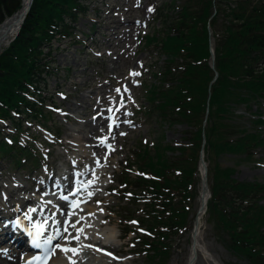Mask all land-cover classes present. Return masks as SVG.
<instances>
[{"label":"trees","instance_id":"16d2710c","mask_svg":"<svg viewBox=\"0 0 264 264\" xmlns=\"http://www.w3.org/2000/svg\"><path fill=\"white\" fill-rule=\"evenodd\" d=\"M82 1L33 0L18 34L0 52V120L10 122L17 133L26 122L50 119L41 91L51 63L44 47L50 54L54 39L72 34L69 20L76 21L85 10ZM174 3L155 17L161 29L145 36L148 45L156 44L165 55L152 72L159 82L145 84V91L161 121L188 128L182 145L141 143L121 174L128 201L141 205L136 221L148 232L136 236L139 251L148 264H166L174 235L190 229L204 133L211 191L207 219L238 259L264 264V184L239 182L232 177L235 168L218 161L221 154L250 159L254 148L264 147V0H181L170 14ZM21 5L22 0H0V23ZM209 39L218 72L213 82ZM240 118L243 122L237 123ZM2 134L0 122V156L15 165L35 164L31 142L22 145L13 136L8 143Z\"/></svg>","mask_w":264,"mask_h":264},{"label":"rangeland","instance_id":"374dc122","mask_svg":"<svg viewBox=\"0 0 264 264\" xmlns=\"http://www.w3.org/2000/svg\"><path fill=\"white\" fill-rule=\"evenodd\" d=\"M172 1L83 0L85 10L76 21L72 22L68 19L73 27L72 34L60 40L54 39L51 42L50 54H47L49 48L44 47V53L47 54L45 58L50 60L51 64L50 73L47 74L46 82L41 83V88L42 93L46 95L47 106L52 110L50 119L46 122L48 126L52 124L51 129L48 127L45 129V126L42 128L37 123L24 124L29 128L27 132H33V137H36L37 152H34L36 153L34 157L42 156L43 161L39 160L36 168H31L26 162L15 165L7 156H0V204L4 201L6 208L10 210L16 204L22 213L27 212L29 202L24 204L20 196L42 198L40 194L33 192L36 186L40 182L48 185L49 177L58 176L61 169L65 173V167L70 166L73 157L81 159L88 166L90 158L94 156L89 165L92 168L97 165L98 160L99 164L101 163V156L103 162L109 161V166L106 165V168L99 165L96 171L88 174V178L93 175L100 176L99 182L107 185L108 188H94L95 195L81 205L79 215L82 216L78 217L80 220L76 224L83 223L79 227L87 228L88 223L84 222L86 218L93 225H97V229L101 232L109 227L113 229L114 238L111 236L110 240H105L107 246H103V249L99 245H91L97 250H104L108 255L110 253V264H148L142 253L134 255L129 251L134 248L128 245L133 240L134 232L124 234L125 225H128L129 230L134 229V226H131L133 221L125 220L128 213L133 216L140 215L141 210L137 208L141 205L136 202L130 203L126 198V193L118 180L121 169L127 162L135 159L133 152L138 149L140 143L146 141L149 145L154 141V144L159 142L164 145L183 144V131L187 129L183 124L161 121L159 110L154 106V102L147 100L145 93V84L159 82L154 79L152 72H156L165 59V55H162L156 44L146 43L145 35L161 29L162 25H158L155 17ZM180 2L181 0H177L178 4ZM170 11L171 14L172 9ZM117 89H120L119 93ZM99 98H102L99 102V110L94 111L95 103ZM141 105L151 113L145 115L139 112L138 108ZM109 108L116 109L121 118L118 120L120 119L122 124L112 133L111 142L115 144L116 150H112L111 145V149L106 150L110 153H107L101 146L99 152L95 145L99 142L97 141L100 137L99 132L107 131L104 116L107 115ZM261 108L264 113V102ZM96 112H99L102 118L95 119ZM235 121L242 123L243 118ZM1 125L4 130L2 136L5 137L12 128L9 122H3ZM47 130L51 131L55 138L49 132L46 133ZM162 134L164 138L161 139ZM252 152L253 157L250 159L243 158L244 155L241 154H221L218 156V161L222 166L235 168L232 177L237 181L264 184V147H256ZM95 153L98 157L94 163ZM102 168L103 174L98 175ZM17 184L29 186V189L18 190ZM12 186L15 189L10 192ZM199 186H201V178ZM260 202L264 204V198ZM192 203L188 218L194 222L201 203L200 197L197 195ZM49 205L54 209L51 204ZM66 216L63 226L68 228L70 220H67L69 215ZM192 227L193 223L189 230L174 235L171 242L173 248L166 264H188L192 245ZM75 230L74 227V235L77 232ZM86 232L87 236L92 235L91 231L86 230ZM218 233L220 231L207 219V214L199 213L198 237H196L199 246L194 264H249L244 259H238L226 248ZM72 236V231L68 230L64 237ZM70 240L74 245L75 242L71 238ZM60 241L61 238L58 243ZM18 255L21 262L25 251ZM62 255L56 252L54 264H57V259ZM79 258L85 263L103 264L102 258L96 257L87 246L84 250H80ZM19 261L15 264H20Z\"/></svg>","mask_w":264,"mask_h":264},{"label":"bare ground","instance_id":"6f19581e","mask_svg":"<svg viewBox=\"0 0 264 264\" xmlns=\"http://www.w3.org/2000/svg\"><path fill=\"white\" fill-rule=\"evenodd\" d=\"M28 3H29V0H23V5H22V7H23V9L25 10L26 9V7L28 6ZM21 21L22 20H18V19H16V21H15V23L11 26V27H6V28H3V29H0V49L2 48V47H4L5 45H7V43L11 40V38L17 33V31L19 30V28H20V25H21ZM108 96V95H107ZM107 100H108V97L106 98ZM96 109H98L99 110V107L97 106L96 107ZM116 114V113H115ZM98 117H101L102 118V116L99 114L98 116H97V118ZM102 123V122H101ZM102 125H104L103 123H102ZM99 126H100V124H99ZM95 129H96V127H95ZM98 129V128H97ZM99 130V129H98ZM99 134L101 135L100 137L102 138V137H107V144L108 145H112V150H116L115 148V144L114 143H112V142H109V140H111V135H108L107 134V132H105V133H103V132H99ZM88 136V135H87ZM92 138V137H91ZM109 142V143H108ZM101 141L98 143V144H96L95 145V147H97V149H98V151L100 152L101 150L100 149H102V147H103V151L104 152H107L106 150H109V149H111V148H108V147H105V145L104 144H102L103 146L101 147ZM93 147V146H92ZM83 152H85V151H83ZM103 152V153H104ZM102 153V152H101ZM102 153V154H103ZM107 153H110V152H107ZM95 155V159H94V163L96 162V158L98 157V154L97 153H95L94 154ZM83 156H85V155H83ZM88 156V155H87ZM94 156H92L91 158H90V163H91V160H92V158H93ZM73 160H74V162L76 163V164H84V163H86V162H84V161H82L81 159L80 160H78V159H76V158H72ZM105 159H106V157H105ZM100 161H101V163L99 164V165H102V167L103 168H106V165H108L109 166V161H107V162H103L104 161V159H103V156H101V159H100ZM90 163H88L87 165V169H86V173H85V175H87L88 176V174H91L93 171H96L97 169H98V165H96L94 168H92L91 166H89L90 165ZM101 169L99 172H98V175H101V174H103V172H104V169ZM201 169H203L202 167H201ZM94 176V180L92 181V183H91V185L89 186V188H88V190H87V192H84V191H82L81 189L80 190H78V192L72 197V198H74V199H76L78 196H80L81 194L82 195H85V194H87V198H88V196H90V194H92V192H93V190H94V188H96V189H98L99 187H104V189H107L108 188V186L107 185H103L101 182H99V176H97V175H93ZM73 183V182H72ZM66 186H67V183L65 184ZM45 185H43L41 182L36 186V188L33 190V191H36V190H39V189H41L42 187H44ZM18 190H27V189H29V186H26V185H23V184H17V187H16ZM14 187L12 186V190L10 191V192H12V191H14ZM43 189H45V188H42L41 190H43ZM99 191V190H98ZM32 192V191H31ZM38 193V192H37ZM62 193H65V191H63ZM65 194H67V195H69V193H65ZM11 195V194H10ZM62 195V194H61ZM203 196L205 197V198H207L208 197V195H207V193L204 191V193H203ZM46 197V196H45ZM22 200V202H24L25 204H27L28 202L30 203V207H29V209H28V217L29 218H31V221L30 222H36L38 219L39 220H45V219H50V220H52V222L54 223V226H53V229H52V231H54V232H56V233H58V232H62L63 233V230H64V227H63V225H62V221L60 220L61 219V215L64 213V211H63V213H60L59 212V210H58V212H52V210H50V208H49V206H48V204H47V201H45V200H43V199H36V198H22L21 199ZM202 201H204V199L202 198V200H201V205L203 204V202ZM1 202V201H0ZM4 202V201H3ZM2 202V204H0V207H4V205H6V204H4ZM61 202V204L63 205V204H66V202H64V200L63 201H60ZM73 205V202L71 203V206ZM34 206H36L37 207V209H35L34 208ZM16 209V208H15ZM15 209L13 210V211H15ZM33 209L35 210V211H33ZM203 209H204V205H203V207H202V209H201V212L200 213H202V211H203ZM10 212H12V211H10ZM80 216H82V215H78V213L77 214H75V216H74V219L76 218H78V217H80ZM24 217H27V216H24V215H22L21 216V218H22V220L23 221H26V220H28L27 218H24ZM84 222H85V224L86 223H88L87 224V228H85V227H83L82 229H83V231H82V234H80L79 235V240H75V239H72L74 242H75V244L74 245H72V241L70 240V238L69 239H67V240H64L63 242H61L64 246H67V247H75V248H77L78 249V253L80 254V250L81 249H83L84 250V247H89V250H90V252H92L93 254H95V256L96 257H100V258H102V263L103 264H110L111 263V257L108 255V254H106V252L104 251V250H97L96 248H93V246H91L92 244H94V245H99L100 246V248L101 249H103L104 247L103 246H106V242H105V240H110V238H111V236H112V238H114V232H113V229L112 228H108V229H106L105 231H103V232H101V231H99L98 229H97V225H93L92 223H91V221L89 220V221H87L86 220V218L84 219ZM72 223H75V220H74V222H72V221H70V224H72ZM76 223H78V222H76ZM75 223V224H76ZM199 223H200V221H199ZM83 224V223H82ZM81 224V225H82ZM77 225V224H76ZM81 225H77L76 227H75V231H77V229H79L80 227L79 226H81ZM103 225V224H102ZM84 226V225H83ZM101 227V226H100ZM97 229V230H96ZM69 230H71L72 231V234H73V236H75L76 234H77V232L75 233V235H74V227H71V226H69ZM86 230L87 231H91V233H92V235L91 236H87V232H86ZM15 233V232H14ZM12 236H14V234H13V232L12 231H8L5 235H4V241H3V243H2V246L3 247H6L7 245H6V243L7 242H9L10 240V237H12ZM70 236V235H69ZM196 237H198V231H197V234H196ZM13 242H15V241H13ZM85 243H88V244H85ZM12 244H16V243H12ZM198 246H199V242H198V238H197V240H196V242H195V244H194V247H193V249H192V251H190V256H189V264H194L195 263V260H196V258L194 259V255L196 256L197 255V251H198ZM18 247V244H16L13 248H16V254H14V257L15 258H13V259H10V258H7V257H5L3 254H0V264H15L16 262H17V260L19 259L18 258V251H19V247ZM107 248V247H106ZM9 249L10 248H7L6 250L7 251H9ZM113 249L114 250H117V249H115V247H113ZM14 251V250H13ZM12 254V253H11ZM62 256H60L58 259H57V264H70V262H69V260L66 258V255L62 252ZM79 254H77V255H72V253H68L67 255L68 256H71L72 257V259L75 261V264H90V263H85V262H83V261H81V259L79 258ZM5 259H7L6 261H4ZM25 259H27V258H25ZM24 259V261H26ZM93 260V259H92ZM95 261V260H94ZM15 262V263H14ZM101 262V261H100ZM49 264H54V258L52 257L51 258V260L49 261Z\"/></svg>","mask_w":264,"mask_h":264},{"label":"snow or ice","instance_id":"6c2138e0","mask_svg":"<svg viewBox=\"0 0 264 264\" xmlns=\"http://www.w3.org/2000/svg\"><path fill=\"white\" fill-rule=\"evenodd\" d=\"M149 11H151V9H149ZM132 75H138V73H131ZM118 93L120 91V89H117L116 90ZM111 111V109H110ZM111 119V117H110ZM110 129L112 127V125L110 124L109 125ZM123 134V133H122ZM101 143L105 145V147H108V148H111L110 145L107 144V137H102V138H99ZM97 165L99 166V160L97 161ZM99 203V202H97ZM73 208L75 207H78V205L74 202L73 205H72ZM33 211H35L33 209ZM75 213H73L74 215ZM89 215H92V214H89ZM135 223V222H133ZM71 227H76V224L75 223H72L70 224ZM41 226L40 225H37V228L39 229ZM67 228L64 229L65 232H67ZM83 231L82 228H79L77 229V234L75 236H72V237H64V239H75V240H79V235L80 233ZM40 235V232L37 231V236ZM57 235H59V233H57ZM52 239H54V237H49L44 243L47 245V244H51V241ZM39 246V245H37ZM59 250L60 252H63L65 255H66V258L69 260L70 264H75V261L72 259L71 256H68L67 254L68 253H72V255H77L78 254V249L75 248V247H67V246H64V245H60V244H56L54 245L52 248H49L46 250L44 256L41 258V257H36L35 260H38L40 262V264H49V261L51 260V258L56 254V251ZM109 255H111L109 253ZM29 264H33V261H29Z\"/></svg>","mask_w":264,"mask_h":264},{"label":"water","instance_id":"95a60500","mask_svg":"<svg viewBox=\"0 0 264 264\" xmlns=\"http://www.w3.org/2000/svg\"><path fill=\"white\" fill-rule=\"evenodd\" d=\"M32 1L33 0H29L28 6L26 7L25 10L21 7L14 14H12L11 16L5 18L0 23V29L6 28V27H11L15 23L16 19L22 20L21 21V24H22V22L24 21L26 15H27V13H28V11L30 9V6L32 4ZM15 35L13 36V38L15 37ZM211 57L214 58L213 50H212V53H211ZM200 162H201V165L203 167V171H202V188H201V192H200V197H201V199L203 198L205 200V198L203 196V193H204V191L207 193L208 192V189H207V178H206V173H205L206 165H205V163L203 161L202 153L200 155ZM203 203H205V201ZM197 224H198V219H196L195 220V223H194V233H193V242H192V246L193 247H194V242H195V235H196L195 233H196V230H197ZM194 259H195V256H194Z\"/></svg>","mask_w":264,"mask_h":264}]
</instances>
